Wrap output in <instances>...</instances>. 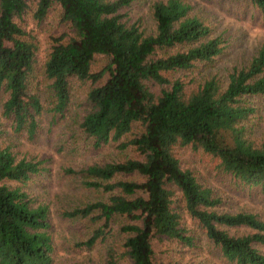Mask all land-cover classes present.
Segmentation results:
<instances>
[{"label":"trees","instance_id":"16d2710c","mask_svg":"<svg viewBox=\"0 0 264 264\" xmlns=\"http://www.w3.org/2000/svg\"><path fill=\"white\" fill-rule=\"evenodd\" d=\"M132 0H0V90L2 114L15 131L33 137L43 107L37 95L38 44L27 20L40 23L59 8L69 33L52 38L40 75L53 96L54 114L64 115L74 80L88 81L82 133L94 148L115 144L134 158L91 162L69 173L89 176L86 186L108 193L63 210L67 217H89L90 233L79 245L91 246L124 219L121 247L129 264L164 263L151 240L165 236L187 245L185 226L195 220L222 256L236 264H264V220L249 211H220L221 197L181 161V152L214 156L222 172L251 185H264V137L251 138L246 121L254 108L248 95L264 99V42L248 63L233 68L225 84L211 75L195 83L185 71L209 62L223 48L221 35L194 15L184 0H153V31L123 11ZM264 17V0H250ZM105 65L92 69L96 55ZM136 127V129H135ZM135 129V130H134ZM0 120V264H52L49 209L19 184L42 170V162L16 157L4 142ZM129 135V138H126ZM135 179H114L115 176ZM101 225H97V222ZM245 226L247 231L230 232ZM258 246V247H257ZM106 264H122L111 249ZM77 264V263H72ZM87 264H99L89 260ZM192 264V263H185Z\"/></svg>","mask_w":264,"mask_h":264},{"label":"rangeland","instance_id":"374dc122","mask_svg":"<svg viewBox=\"0 0 264 264\" xmlns=\"http://www.w3.org/2000/svg\"><path fill=\"white\" fill-rule=\"evenodd\" d=\"M153 0H132L124 7L131 20L140 18L146 31H153V21L150 14V4ZM190 5L189 15H194L205 24L212 27L213 35H221L223 48L209 62H197L194 68L177 73L193 78L195 83L215 75L225 84L228 73L233 68H240L248 63L256 53L259 45L264 42V17L250 0H184ZM27 30L35 37L38 44L36 93L43 107L38 119V128L33 137L25 130L15 131L11 121L4 117L1 102L5 92L0 90V120L4 133L2 139L10 143L16 157L41 161V171L32 174L24 182H9L19 184L35 200L44 203L49 209L48 234L52 244V264H87L95 260L106 264L105 253L111 249L122 264H129L123 257L121 240L123 233L118 225L124 222L115 218L110 224L111 230L102 240H96L91 246L79 245L93 227L89 217L63 216V210L87 202L100 199L106 200L108 193L100 188L86 186L85 179L89 176L81 173H69L65 167L78 168L91 162H105L134 158L137 155L130 148L118 149L115 144L94 148L92 139L85 136L79 128V121L84 111V90L88 81L74 80L71 85V98L64 115L52 111L53 96L46 88V80L40 75L46 56L52 45V38L69 33L68 26L60 20L59 8H51L40 23L27 20ZM106 58L98 54L92 63L96 70L105 65ZM245 100L254 108L246 121V132L251 138L264 137V99L248 95ZM136 129V127H135ZM134 129V130H135ZM126 135V138H129ZM181 161L191 169L195 177L204 185L210 187L221 197L216 206L220 211H249L264 220V185H251L241 182L231 175L217 169V159L214 156L199 152L184 150ZM135 179L133 175H117L114 179ZM101 225V222H97ZM185 226L193 237V245L187 246L174 238L155 236L151 240L153 252L157 259L164 263L178 264H236L222 256L216 246L209 241L198 227L195 220L187 218ZM245 226L230 228V232L247 231ZM258 247V246H257ZM264 252V248L258 247Z\"/></svg>","mask_w":264,"mask_h":264}]
</instances>
